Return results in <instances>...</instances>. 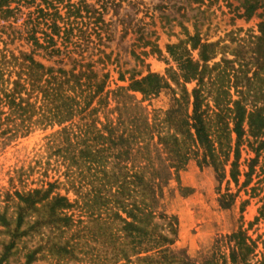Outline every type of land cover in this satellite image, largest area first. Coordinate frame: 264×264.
Wrapping results in <instances>:
<instances>
[{
	"label": "trees",
	"instance_id": "trees-1",
	"mask_svg": "<svg viewBox=\"0 0 264 264\" xmlns=\"http://www.w3.org/2000/svg\"><path fill=\"white\" fill-rule=\"evenodd\" d=\"M40 1L33 0L35 9L16 29L19 7L0 0V20L15 21L7 25L10 31L4 25L0 30V128L26 135L57 126L49 158L60 164L64 180L15 190L8 196L13 214L8 203L0 204V264H264V234L254 238L242 223L249 199L240 205V225L197 257L174 249L179 219L166 201L175 191H193L181 174L196 159L213 168L223 209L238 199L231 182L241 183L259 197L249 227L264 221V167L257 171L264 155V21L249 45L251 55L236 48L229 58L220 41L188 33L167 45L176 65L165 74L133 73L127 86L111 90L105 67L112 51L91 50L98 45L93 32L106 45L108 4L121 14L124 1ZM260 2L243 0L242 16L252 17ZM23 38L30 50L9 47ZM138 39L150 47L144 53H161L156 40L144 33ZM167 89L171 106L151 114L143 102ZM244 145L254 156L243 172Z\"/></svg>",
	"mask_w": 264,
	"mask_h": 264
},
{
	"label": "rangeland",
	"instance_id": "rangeland-1",
	"mask_svg": "<svg viewBox=\"0 0 264 264\" xmlns=\"http://www.w3.org/2000/svg\"><path fill=\"white\" fill-rule=\"evenodd\" d=\"M123 1L122 6L125 9H121V14H115V6L108 4L105 18L110 24L107 26V31L102 32V35L110 34L106 45L98 41L96 32H93V39L96 38L98 45L91 50L98 52L105 49L107 53L112 51L111 60L107 61L105 67L110 71L109 88L111 90L118 86H127L129 77L133 73L137 77L145 75L149 71L165 74L170 66L176 65L167 52V45L186 39L188 33L193 35L198 32L200 37L209 42L220 41L219 48L226 45V55L229 58H234L232 54L236 48H244L247 55H251L249 45L254 41V36L260 34L259 24L264 21V0H261L260 6L250 18L242 16L244 13L243 0ZM130 1L133 4L129 5ZM38 2L41 1L35 0V4ZM35 4L33 0H13L12 6H18L20 9L16 13L18 20L13 21V17L9 21L0 20V30L3 25L5 29H8L7 25L12 21L15 22L16 29L23 28L30 12L35 9ZM101 4L102 1L98 5L101 6ZM124 12L129 13L125 20L131 23L127 27L129 29L127 32L124 29L126 23L122 20ZM142 33L146 38L156 40L161 53H144L150 47L141 45L142 40H139L138 37ZM9 47L31 49V45L24 38L16 39L14 43L9 44ZM133 51L141 59H135ZM37 57L46 64L51 63L41 55ZM97 57L98 54L95 55V58ZM220 57L221 54L216 60H219ZM102 65L98 64L97 66L101 67ZM121 72L124 73V80L120 79ZM193 86V83L188 84L190 89ZM137 97L141 99L142 95L137 94ZM171 104L172 93L168 89L143 102L151 114L155 110H166ZM114 105V102H111L108 109H113ZM103 114L101 113V115ZM3 129L4 126L0 128V204L3 208L8 203V213L13 214L15 205L8 196H14L15 190H27L57 178L64 180L60 164L55 161L54 157L49 158L51 136L59 128L55 126L46 130L37 129L26 135H13ZM253 156L254 153L244 145L240 159L243 172L247 171V165ZM49 161L51 165L48 164ZM263 167L264 155L257 166L259 174ZM181 177L184 185L190 186L193 191L187 195H181L175 191L166 198L169 212L176 214L179 219V236L174 246L176 251L183 252L184 250L191 256L197 257L201 251L209 249L218 236L229 233L240 225V205L246 199L250 201L243 213V226L254 238L259 234H264V221H259L249 227V222L253 221L257 215L259 197H251L247 188H240L241 183L235 185L231 182L232 191H239L238 199L232 208L223 209L218 202L216 175L211 166L200 167L197 160L193 159L187 169L182 172ZM244 178L242 175L240 182H243ZM253 178L251 186L258 180V175L254 174ZM176 184L175 181H172L170 188H175ZM226 185L224 182L223 189ZM61 191L65 193V189H61ZM69 196L75 198L72 192L69 193ZM48 263L46 260H41L37 264Z\"/></svg>",
	"mask_w": 264,
	"mask_h": 264
}]
</instances>
